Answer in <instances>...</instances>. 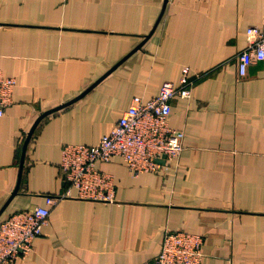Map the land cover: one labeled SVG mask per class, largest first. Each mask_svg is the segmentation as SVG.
I'll return each mask as SVG.
<instances>
[{"label": "crops", "instance_id": "1", "mask_svg": "<svg viewBox=\"0 0 264 264\" xmlns=\"http://www.w3.org/2000/svg\"><path fill=\"white\" fill-rule=\"evenodd\" d=\"M165 2L0 0V68L16 79L0 117V210L36 125L0 223L66 194L65 145L99 143L134 97L179 86L184 68L195 80L172 102L180 159L137 177L120 158L99 163L115 201L72 190L17 264H157L167 231L202 236L203 264H264V61L245 76L237 65L264 0Z\"/></svg>", "mask_w": 264, "mask_h": 264}, {"label": "built area", "instance_id": "2", "mask_svg": "<svg viewBox=\"0 0 264 264\" xmlns=\"http://www.w3.org/2000/svg\"><path fill=\"white\" fill-rule=\"evenodd\" d=\"M202 1V0H196ZM247 48L237 59L240 76L248 68L264 61V22L247 29ZM189 68L183 69L179 86L164 82L158 95L146 101L140 96L120 117L114 128L95 145L68 144L62 149L60 169L69 188L64 196H47L46 206L12 214L0 223V264H17L33 251L35 240L49 222L51 208L65 196L114 202V175L99 169V163L116 158L124 161L134 177L157 172L178 161L184 150L185 133L170 126L172 102L176 97L191 98L195 80ZM16 79L6 76L0 68V117L13 102ZM165 161V164L160 163ZM204 239L187 232H165L157 264H203Z\"/></svg>", "mask_w": 264, "mask_h": 264}, {"label": "water", "instance_id": "3", "mask_svg": "<svg viewBox=\"0 0 264 264\" xmlns=\"http://www.w3.org/2000/svg\"><path fill=\"white\" fill-rule=\"evenodd\" d=\"M167 3H168V0H166L165 5H167ZM164 12H165V9H163L162 14L160 15L159 20H158V22H157V25H158V23L160 22V20H161L163 14H164ZM157 25H156V27H157ZM156 27H155V29H156ZM155 29H154V30H155ZM141 46H142V45H141ZM141 46H139L138 48H140ZM76 100H78V99H75L74 101H71V102H69V103H67V104H65V105H62V106H60L59 108H56V109L51 110V111H48V112L45 113L41 118H43L44 116H46V115H48V114L53 113L54 111H57V110L62 109L63 107H65V106H67V105H69V104L75 102ZM38 122H39V121H38ZM36 124H37V123H36ZM35 126H36V125H35ZM35 126H34L33 129L31 130V132L29 133V135H28V137H27V139H26V141H25V143H24L23 152H22V158H21V163H20V177H19V181H18L17 187H16V189L14 190V192L12 193V195H11L10 199L8 200V202H7V203L4 205V207L0 210V217H1V215L3 214V212L5 211V209L7 208L8 204L11 202V200L14 198V196L18 193V191H19V189H20L22 173H23V169H24V165H25L26 152H27V148H28V145H29V143H30V140H31V138H32V134H33V131H34ZM160 163L165 164V161H160Z\"/></svg>", "mask_w": 264, "mask_h": 264}]
</instances>
